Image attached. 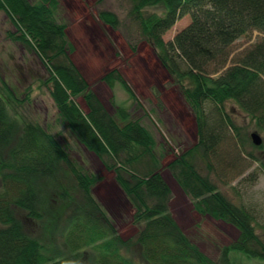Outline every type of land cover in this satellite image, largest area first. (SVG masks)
<instances>
[{
    "label": "trees",
    "instance_id": "obj_1",
    "mask_svg": "<svg viewBox=\"0 0 264 264\" xmlns=\"http://www.w3.org/2000/svg\"><path fill=\"white\" fill-rule=\"evenodd\" d=\"M41 1L46 4L44 1L48 0ZM133 1V11L157 51L158 62L173 78L196 117V145L167 168L191 197L197 213L226 222L239 231L238 239L223 250L216 264H231L230 251L264 261V243L255 233L251 210L228 201L197 172L192 161L200 150L207 160L210 156L218 165L227 163L234 154L226 150L227 145H232L229 129L235 130L222 111L228 101L245 113L264 135V0ZM47 3L51 5L53 0ZM158 5L165 9L162 18L142 17L144 8ZM2 10L19 28L16 39L35 52L47 69L50 95L69 129L107 170L114 171V180L135 208L134 223L138 231L134 241L116 236L91 195L95 178L75 170L65 149L41 127L12 119L8 102L0 94V264H79L74 258L85 251V244L108 232L114 236L99 244L98 248L104 249L94 258L95 264H215L190 242L171 215V190L156 169L153 140L137 121L126 122L123 109L115 108V113L125 122L122 126L107 112L71 62L65 27L54 21L49 7L33 5L28 0H0ZM186 15L190 16V23L172 41L165 42L163 34ZM102 18L112 27L117 24L113 14L104 12ZM254 32L262 35L259 41L229 59L231 46ZM101 80L109 87L115 81L121 82L136 100L118 70L107 73ZM78 96H82L86 112L73 100ZM206 102L211 107L206 109ZM146 155L152 164H148L145 174L127 170V166ZM104 157L117 160V165L105 163ZM63 164L74 177L84 201L78 205L79 215L72 216L69 223L68 246L75 257L50 261L40 254L39 243L26 233L14 210L26 212L28 219L41 220L46 209L40 187L49 183L51 187L57 186L61 177L66 178ZM44 181L48 184H42ZM100 218L104 226L98 228ZM133 243L139 257L128 255Z\"/></svg>",
    "mask_w": 264,
    "mask_h": 264
},
{
    "label": "rangeland",
    "instance_id": "obj_2",
    "mask_svg": "<svg viewBox=\"0 0 264 264\" xmlns=\"http://www.w3.org/2000/svg\"><path fill=\"white\" fill-rule=\"evenodd\" d=\"M28 1L33 5L49 7L54 21L65 27L71 62L118 125L122 126L125 122L120 119V114L115 113L116 107L127 114L126 122L137 121L141 127H145L153 140L152 154L154 162H157L156 169L171 190V215L190 242L213 263H218L223 250L238 239L239 231L226 222L197 213L193 208V200L185 194L167 168L175 158L196 145V117L173 78L158 62L157 51L133 11L134 1L53 0L51 5L47 3L50 0L44 1L46 4L41 0ZM104 12L113 14L117 24L113 27L107 24L102 18ZM141 14L144 19L162 18L165 9L162 5L146 7ZM190 19L189 15L179 18L163 34L162 39L165 42L172 41L190 23ZM18 30L7 13L0 11V94L8 102L10 117L22 124L41 127L65 149L75 170L83 175H92L96 181L91 187V195L112 224L115 235L123 240L134 241L138 231L134 223L135 208L114 180V171L107 170L103 162L81 144L60 116L47 85L49 73L35 52L22 40L16 39ZM261 36L254 32L238 39L231 46L229 59L258 42ZM113 70L122 74L136 100L121 82L115 81L111 87L102 82L101 78ZM73 100L81 111L86 112L82 96ZM205 106L207 109L211 104L206 102ZM222 111L235 127V130L229 129L232 145L225 146L226 150L234 154L227 163L218 165L210 156L207 160L200 150L195 152L192 161L197 172L214 184L228 201L251 210L255 233L264 243V135L233 102H226ZM252 134H257L261 139V148H255L257 146L252 143ZM103 161L117 165V160L108 157H104ZM151 161L146 155L133 162L131 167L127 166V170L130 168L138 175L145 174ZM209 161L213 162L210 163L211 167ZM62 170L66 172V178L61 177L58 182L60 185L51 187L49 183L46 187H40L41 195L43 189L42 198L45 199L46 209L41 220L28 219L26 212L14 210L26 233L39 243L40 254L50 261L72 260L75 257L68 246L69 223L72 216L79 215L78 205L84 201V195L68 167L63 164ZM42 184L48 183L44 181ZM96 226H104L101 218ZM113 236L108 232L101 238L95 237L87 246L85 244V251L74 259L79 264H95L94 258L104 249L100 250L99 244ZM133 244L128 255L139 257ZM229 253L231 264H264V261L250 258L240 251Z\"/></svg>",
    "mask_w": 264,
    "mask_h": 264
},
{
    "label": "water",
    "instance_id": "obj_3",
    "mask_svg": "<svg viewBox=\"0 0 264 264\" xmlns=\"http://www.w3.org/2000/svg\"><path fill=\"white\" fill-rule=\"evenodd\" d=\"M251 140H252V143L255 145V146H260L262 141L261 139L258 137L257 134H252L251 135Z\"/></svg>",
    "mask_w": 264,
    "mask_h": 264
},
{
    "label": "crops",
    "instance_id": "obj_4",
    "mask_svg": "<svg viewBox=\"0 0 264 264\" xmlns=\"http://www.w3.org/2000/svg\"><path fill=\"white\" fill-rule=\"evenodd\" d=\"M145 128V127H144Z\"/></svg>",
    "mask_w": 264,
    "mask_h": 264
}]
</instances>
